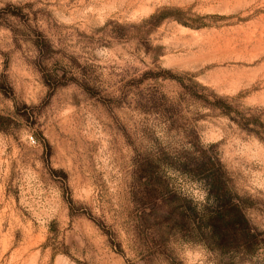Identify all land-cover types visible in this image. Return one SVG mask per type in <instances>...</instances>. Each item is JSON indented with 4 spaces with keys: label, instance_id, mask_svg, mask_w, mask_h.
Masks as SVG:
<instances>
[{
    "label": "rangeland",
    "instance_id": "374dc122",
    "mask_svg": "<svg viewBox=\"0 0 264 264\" xmlns=\"http://www.w3.org/2000/svg\"><path fill=\"white\" fill-rule=\"evenodd\" d=\"M185 89L264 110V0H0V264H264L204 245L175 169L215 158L264 238V142Z\"/></svg>",
    "mask_w": 264,
    "mask_h": 264
},
{
    "label": "trees",
    "instance_id": "16d2710c",
    "mask_svg": "<svg viewBox=\"0 0 264 264\" xmlns=\"http://www.w3.org/2000/svg\"><path fill=\"white\" fill-rule=\"evenodd\" d=\"M183 14L180 9H160L140 26L154 29L165 20L171 19L190 27L191 25L183 20ZM34 46L39 53L51 49L50 43L45 38L42 44L35 42ZM56 81L58 80L55 79L57 84ZM46 84L51 88L50 82ZM198 87L208 92L206 88ZM0 91L5 93L4 90ZM187 97L198 106L209 110L212 115L217 114L229 119L242 132L264 142V110H241L234 99L219 98L213 93L200 95L194 89H185L182 99ZM6 121L5 117L0 116V131H3L1 123ZM188 158L190 160H186L184 164H178L175 169L197 179L206 189L207 205L202 210L193 209V221L196 223L200 221L203 224L202 235L206 236L204 245L220 256L255 257L264 248L263 234L249 223L241 199L229 188L228 180L217 165L218 162L206 154Z\"/></svg>",
    "mask_w": 264,
    "mask_h": 264
},
{
    "label": "bare ground",
    "instance_id": "6f19581e",
    "mask_svg": "<svg viewBox=\"0 0 264 264\" xmlns=\"http://www.w3.org/2000/svg\"><path fill=\"white\" fill-rule=\"evenodd\" d=\"M183 30H185V29H183ZM186 31V30H185ZM240 74H241V72H240ZM225 76H224V81L225 80H228V83H233L234 81H239V77H236V78H233V77H226V74H224ZM237 75V74H236ZM223 76V75H222ZM221 78V77H220ZM248 78V77H247ZM222 79V78H221ZM217 83V82H216Z\"/></svg>",
    "mask_w": 264,
    "mask_h": 264
}]
</instances>
